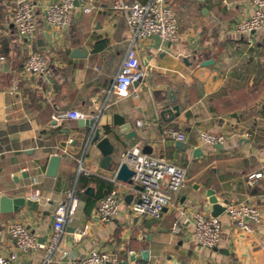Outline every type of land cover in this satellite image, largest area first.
<instances>
[{"label":"crops","instance_id":"obj_1","mask_svg":"<svg viewBox=\"0 0 264 264\" xmlns=\"http://www.w3.org/2000/svg\"><path fill=\"white\" fill-rule=\"evenodd\" d=\"M33 1L37 30L29 40L13 22L14 0H0V196L26 198L19 211H0V253L16 247L8 230L14 220H21L40 244H46L58 204L74 191L80 208L60 241L68 255H55L50 264H71V258L93 249L113 252L115 262L130 264H264V26L251 34L236 31L251 14L250 2L167 0L177 16L178 40H161L158 48L152 37L143 41L139 58L145 75L133 85L139 96L112 95L105 107L103 90L111 86L131 36L127 13L112 8L115 0H82L95 8L89 13L77 8L61 30L45 18L46 6L56 0ZM31 50L47 56L46 76L23 74ZM206 60L211 61L203 64ZM172 90L180 113L168 120L170 113L163 118L161 111L172 105ZM66 109L85 111L86 118L103 111L100 123L114 144L117 164L129 148L149 145L151 153L187 169V187L168 194L170 203L160 218L142 219L130 210L140 186L117 177L122 187L120 210L111 221L99 222L95 208L115 186L105 176L117 169L102 167L103 155L95 145H86L80 119H53ZM113 113L125 116L136 133L127 137L113 126ZM168 127L185 133L183 147L164 134ZM199 130L223 132L227 139L221 148L211 146L199 142ZM54 154L64 156L56 176H47ZM82 156L87 173L77 175ZM256 172L263 176L249 183V174ZM80 177L88 183L79 184ZM34 187L40 189L39 199L30 197ZM209 188L220 200L254 203L262 222L253 232H242L223 213L218 244L198 245L193 213L204 211ZM87 197L93 201L90 209ZM175 222L180 225L177 233L172 230ZM44 254L42 246L21 252L13 264H41Z\"/></svg>","mask_w":264,"mask_h":264},{"label":"built area","instance_id":"obj_2","mask_svg":"<svg viewBox=\"0 0 264 264\" xmlns=\"http://www.w3.org/2000/svg\"><path fill=\"white\" fill-rule=\"evenodd\" d=\"M227 2V0H222ZM252 6L251 14L236 25V31L241 34H251L264 26V0H248ZM13 22L18 33L29 40L36 36V4L33 0H14ZM80 8L82 12L89 13L95 5L92 2L82 0H56L46 6V21L57 29H66L70 22L71 12ZM114 10L127 13V22L131 32L130 40L121 60L119 69L114 76L111 86L105 92V107L110 102L112 95L117 99L129 96L138 97L139 89L133 87L135 81L144 77L139 58V49L143 41L157 34L162 41L175 42L178 40V21L173 7L167 0H148L141 2L134 0L126 2L115 0L112 6ZM23 74L27 77H43L48 73L47 56L31 50L23 62ZM47 80V79H46ZM47 82H49L47 80ZM104 107V108H105ZM89 114L79 109H66L56 113L54 120L83 119ZM94 116V115H93ZM142 125L141 121H138ZM164 134L177 141L184 142L186 135L178 129L168 127ZM249 136V133L245 134ZM227 135L223 132H210L199 130V142L217 145L226 141ZM84 157L78 159L77 175L87 173L83 165ZM133 171L131 180L140 186L136 198L130 204V210L137 218L161 217L164 209L169 205L168 194H177L187 187V169L173 160L162 155L144 153L141 146L135 145L129 148L122 157ZM263 176L262 172L251 173L248 181L251 184L257 182ZM115 186L111 188L98 202L94 214L99 222L111 221L119 212L122 200V187L117 178V171L105 176ZM39 182L34 181L33 185ZM39 188L31 190L30 197L39 199ZM81 200L71 191L67 199L60 202L54 213L53 232L46 244H40L38 237L21 221L14 220L9 225V234L16 242L14 250L8 254L0 253V264H13L21 252L36 250L44 247L45 254L41 264H50L55 255L64 257L68 255L60 247L62 234L69 222H72L80 208ZM228 218L242 232H253L262 222L260 208L248 200L229 201L224 212ZM194 235L198 245L213 248L220 239L222 222L220 216H210L204 211L193 213ZM172 230L177 233L180 230L178 222L173 224ZM107 261H116L115 254L109 251L93 249L83 256L71 258V264H105Z\"/></svg>","mask_w":264,"mask_h":264},{"label":"water","instance_id":"obj_3","mask_svg":"<svg viewBox=\"0 0 264 264\" xmlns=\"http://www.w3.org/2000/svg\"><path fill=\"white\" fill-rule=\"evenodd\" d=\"M152 38L156 41V47H159L161 43V38L159 35L155 34ZM211 60H206L203 64H208ZM137 84V81L134 82V85ZM170 98L172 105L168 108H165L161 111V116L165 118V113H170L168 120H172L176 115L180 113V107L175 103V94L172 90L170 92ZM103 111H100L96 115L83 118L79 120V127L84 130V139L86 140V145H95L103 155L102 167L109 170L117 169V177L125 182H132L131 176L133 171L128 167L124 162L117 164L113 161L112 154L114 152V144L111 141L109 133L103 128L105 125L100 123ZM112 125L119 128L120 132L125 133L127 137L133 136L136 132L132 129V124L126 120V117L119 114L113 113L112 115ZM125 142V141H124ZM178 147H183L184 143L182 141L176 142ZM215 147L221 148V144L215 145ZM143 151L145 153H151V147L149 145L144 146ZM63 155L54 154L50 157L46 174L47 176H56L59 163ZM87 193L93 194V188H88ZM207 201L203 205V209L210 216H220L225 212L226 204L229 202L228 198L222 200L215 194V191L212 188H209L206 191ZM26 202L24 196L18 197H9L7 195L0 196V211L3 213L8 212H17L20 207L23 206ZM145 255V252L141 255H131L130 260L134 261L141 258ZM105 264H130L128 260H122L119 262L107 261Z\"/></svg>","mask_w":264,"mask_h":264},{"label":"trees","instance_id":"obj_4","mask_svg":"<svg viewBox=\"0 0 264 264\" xmlns=\"http://www.w3.org/2000/svg\"><path fill=\"white\" fill-rule=\"evenodd\" d=\"M80 183H81V185H85L86 183H88V178L80 177L79 178V184ZM87 205H88L87 206L88 209H90L92 207V205H93V201L89 197H87Z\"/></svg>","mask_w":264,"mask_h":264}]
</instances>
